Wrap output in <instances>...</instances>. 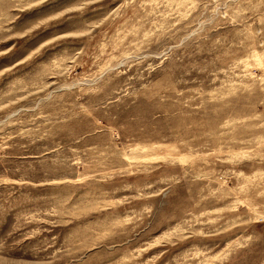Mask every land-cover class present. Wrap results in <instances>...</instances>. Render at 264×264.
Instances as JSON below:
<instances>
[{"label":"rangeland","instance_id":"rangeland-1","mask_svg":"<svg viewBox=\"0 0 264 264\" xmlns=\"http://www.w3.org/2000/svg\"><path fill=\"white\" fill-rule=\"evenodd\" d=\"M0 264H264V0H0Z\"/></svg>","mask_w":264,"mask_h":264}]
</instances>
